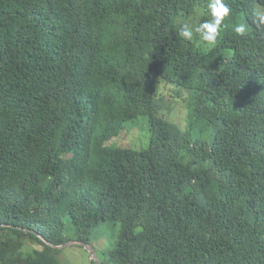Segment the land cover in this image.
Segmentation results:
<instances>
[{
	"label": "trees",
	"instance_id": "obj_1",
	"mask_svg": "<svg viewBox=\"0 0 264 264\" xmlns=\"http://www.w3.org/2000/svg\"><path fill=\"white\" fill-rule=\"evenodd\" d=\"M225 2L208 45V0H0V264L118 222L101 264H264V0ZM139 117L147 150L106 145Z\"/></svg>",
	"mask_w": 264,
	"mask_h": 264
},
{
	"label": "rangeland",
	"instance_id": "obj_2",
	"mask_svg": "<svg viewBox=\"0 0 264 264\" xmlns=\"http://www.w3.org/2000/svg\"><path fill=\"white\" fill-rule=\"evenodd\" d=\"M172 89H174V86H171L169 90L165 92V83H163L160 91L167 99H170ZM187 113L188 111L185 106H180L174 102L173 111H165L161 113L160 116L186 128L188 119ZM106 145L112 149H131L137 152L147 150L150 145V125L148 119L139 117L130 121L125 125V128ZM65 224L67 227L66 236L74 237L69 218L65 220ZM120 230L121 224L119 222L103 224L98 231L93 232V238L90 241L92 252L96 255H102L103 252L112 249L119 241ZM100 255H97V257ZM58 259L61 264H92L90 251L74 242L69 243L68 246L60 250Z\"/></svg>",
	"mask_w": 264,
	"mask_h": 264
},
{
	"label": "clouds",
	"instance_id": "obj_3",
	"mask_svg": "<svg viewBox=\"0 0 264 264\" xmlns=\"http://www.w3.org/2000/svg\"><path fill=\"white\" fill-rule=\"evenodd\" d=\"M207 13L209 19H205L195 25L190 26L185 23L181 27L178 36L192 40L194 33L208 45H215L224 18L230 16L231 9L226 4L225 0H208ZM251 21L257 28H264V8H254L251 13ZM247 31L245 23L237 24L233 27V32L238 36H243Z\"/></svg>",
	"mask_w": 264,
	"mask_h": 264
},
{
	"label": "water",
	"instance_id": "obj_4",
	"mask_svg": "<svg viewBox=\"0 0 264 264\" xmlns=\"http://www.w3.org/2000/svg\"><path fill=\"white\" fill-rule=\"evenodd\" d=\"M46 242H47L48 245H50V246H52V247H54L56 249H62V248H64V247H66V246L69 245V243H68V244H66L64 246L58 247V246L53 245L51 242H48V241H46ZM74 243L80 244L81 246H83L86 249H88L90 251V253H91L92 261L96 262L97 264H101V261L99 260V258L97 257V255L92 252V247L90 246V244L88 242L75 241Z\"/></svg>",
	"mask_w": 264,
	"mask_h": 264
}]
</instances>
